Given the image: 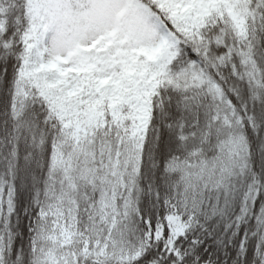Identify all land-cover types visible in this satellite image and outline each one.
Wrapping results in <instances>:
<instances>
[{"label":"snow or ice","instance_id":"snow-or-ice-1","mask_svg":"<svg viewBox=\"0 0 264 264\" xmlns=\"http://www.w3.org/2000/svg\"><path fill=\"white\" fill-rule=\"evenodd\" d=\"M0 264H264V0H0Z\"/></svg>","mask_w":264,"mask_h":264}]
</instances>
